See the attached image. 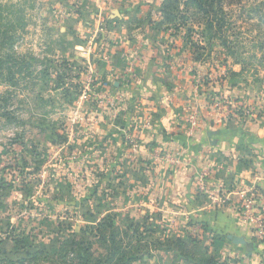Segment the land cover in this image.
Listing matches in <instances>:
<instances>
[{
  "label": "rangeland",
  "instance_id": "obj_1",
  "mask_svg": "<svg viewBox=\"0 0 264 264\" xmlns=\"http://www.w3.org/2000/svg\"><path fill=\"white\" fill-rule=\"evenodd\" d=\"M100 1L104 12L94 0H0V264H227L208 241L188 242L171 228L164 235L162 215L135 201L138 187L119 188L116 204L90 188L94 176L101 186L108 178L84 174V159H93L79 156L85 146L70 132L88 125L105 79L90 73L98 58L85 67L67 60V24L88 45L79 24L109 25L118 22L111 10L127 15L140 4ZM149 2L127 22L168 33L203 63L221 67L214 46L223 41L230 54L264 53V0Z\"/></svg>",
  "mask_w": 264,
  "mask_h": 264
},
{
  "label": "crops",
  "instance_id": "obj_2",
  "mask_svg": "<svg viewBox=\"0 0 264 264\" xmlns=\"http://www.w3.org/2000/svg\"><path fill=\"white\" fill-rule=\"evenodd\" d=\"M94 1L104 12L105 3ZM161 1L139 0L129 13L141 15L145 2ZM128 5L121 7L129 10ZM129 13L111 10L109 17L118 22L96 24L93 28L106 36L100 42L93 41L95 29L79 24L81 38H91L88 45L67 24V60L85 67L98 58L90 73L105 79L95 89L101 103L88 125L79 121V131L70 132L85 146L79 156L93 159H84V174L109 180L101 186L94 176L90 188L116 204L119 188L138 187L135 201L147 215H162L164 235L171 228L174 236L208 241L210 252L227 264H264V245L253 240L254 224L241 218L235 195L237 188L255 185L256 215L264 220V53L230 54L233 49L223 41L214 46L223 53L221 67L194 62L191 51L168 33L127 22ZM94 46L100 50L94 52ZM216 95L252 105L260 115L250 121L219 119L210 105ZM191 111L200 119L192 134ZM148 118L150 129L144 127ZM217 196L227 201L220 203Z\"/></svg>",
  "mask_w": 264,
  "mask_h": 264
},
{
  "label": "built area",
  "instance_id": "obj_3",
  "mask_svg": "<svg viewBox=\"0 0 264 264\" xmlns=\"http://www.w3.org/2000/svg\"><path fill=\"white\" fill-rule=\"evenodd\" d=\"M219 75V80L220 79ZM210 105L213 111L219 119H230L232 121H250L256 119L261 110H257L254 106L242 103H237L229 98L223 96H212L210 99ZM199 116L196 111H191L188 116V132L192 134L198 126ZM151 119H147L144 123L146 129H150L152 126ZM217 195V194H216ZM235 195L237 197V208L240 212V216L243 220L252 222L253 228V240L259 245H264V220L256 215L259 212V197L256 191L255 185H248L245 188H237ZM218 202L225 203L226 198L217 196Z\"/></svg>",
  "mask_w": 264,
  "mask_h": 264
},
{
  "label": "trees",
  "instance_id": "obj_4",
  "mask_svg": "<svg viewBox=\"0 0 264 264\" xmlns=\"http://www.w3.org/2000/svg\"><path fill=\"white\" fill-rule=\"evenodd\" d=\"M192 54V53H191ZM192 56H193V60H194V62H198V63H201V64H203V61L201 60V55L200 54H198L197 52H193V54H192ZM110 224V223H109ZM109 226H112L111 224L109 225ZM202 228H204V226H201ZM184 240H186V241H190V242H197V241H200V240H197V238H195V237H187V238H185ZM183 240V241H184ZM215 260V259H214ZM215 262V261H214ZM213 262V263H214ZM216 264V263H215Z\"/></svg>",
  "mask_w": 264,
  "mask_h": 264
},
{
  "label": "water",
  "instance_id": "obj_5",
  "mask_svg": "<svg viewBox=\"0 0 264 264\" xmlns=\"http://www.w3.org/2000/svg\"><path fill=\"white\" fill-rule=\"evenodd\" d=\"M229 239H232V238L229 237Z\"/></svg>",
  "mask_w": 264,
  "mask_h": 264
}]
</instances>
